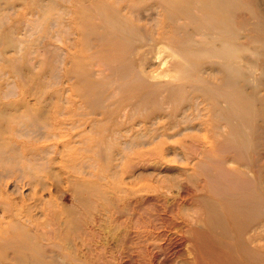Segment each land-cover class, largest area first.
<instances>
[{
	"label": "rangeland",
	"instance_id": "374dc122",
	"mask_svg": "<svg viewBox=\"0 0 264 264\" xmlns=\"http://www.w3.org/2000/svg\"><path fill=\"white\" fill-rule=\"evenodd\" d=\"M238 2L225 69L199 7L0 0V264H264V0Z\"/></svg>",
	"mask_w": 264,
	"mask_h": 264
},
{
	"label": "bare ground",
	"instance_id": "6f19581e",
	"mask_svg": "<svg viewBox=\"0 0 264 264\" xmlns=\"http://www.w3.org/2000/svg\"><path fill=\"white\" fill-rule=\"evenodd\" d=\"M162 1L165 2L167 6L168 17L170 18H175V15H178V13L184 7L187 10H189L191 6H194L196 8L199 7L201 10H198V11H200V13H203V15L200 18L202 22V24L200 25L208 26L209 29H211L212 31H214V33L217 34V38H218L217 42L219 44L215 46L216 49L211 50L210 53L216 57L223 58L224 60L227 59V61L225 60V62L222 65L225 69L231 68L230 60L234 57V54L236 52H239L238 47L231 42L232 37H234L233 36L234 15H236L237 11L241 9V4L238 2V0H235V1L234 0H211L210 3H206V4L198 0H178L176 6H172L170 3V0H162ZM170 8H171V11H169ZM259 11L264 17V5L260 7ZM212 16L215 17L214 20H210ZM117 23L118 22H116V24ZM244 30L245 29H243L242 31ZM119 69L120 71H122L121 74L123 75L122 80H121V85L126 87L130 83H134V82L139 85H144V83L141 82L142 80L141 77L138 74H136V71L130 66L128 65L121 66V68ZM234 105L238 108L237 110L235 109L234 113L237 118L241 119V115H242L241 105L239 107L238 103L235 101H234ZM5 173L6 171H2L1 176L5 177L6 176ZM16 180L18 181V179ZM250 203L251 202L249 201L245 207V211L248 217H250L251 211H252V209L250 211H247ZM41 264L43 263L41 262Z\"/></svg>",
	"mask_w": 264,
	"mask_h": 264
}]
</instances>
